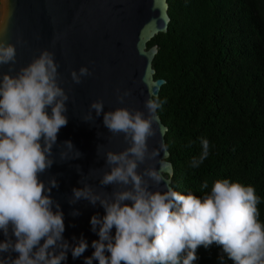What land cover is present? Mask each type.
<instances>
[{
  "label": "clouds",
  "instance_id": "clouds-1",
  "mask_svg": "<svg viewBox=\"0 0 264 264\" xmlns=\"http://www.w3.org/2000/svg\"><path fill=\"white\" fill-rule=\"evenodd\" d=\"M8 5L9 0H3L0 19V65H9V72L0 77V231L6 237L0 241V254L8 255H0V264H62L69 249L75 259L89 246L83 237L75 244L64 238L63 211L51 195L59 183L55 176L47 182L40 178L56 162L53 148L60 129L68 123L69 95L58 82L59 65L48 49L11 74L17 48L6 39L12 17ZM16 43L26 41L18 37ZM70 75L73 83L80 84L92 72L81 66ZM116 91L121 104L131 96V89ZM160 107L159 97L150 90L144 101L147 115L128 107L105 111L103 100L98 99L83 117L89 122L93 111L96 117L103 114L104 127L114 136L123 134L128 145L104 153L99 186L111 185L112 192L96 191L88 182L72 189L70 204L87 200L105 210L102 217H91L92 231L99 239L92 241L94 251L85 257V264L93 260L98 264H194L197 248L213 243L234 264H264V223L259 220L260 197L254 187L225 178L217 179L203 198L174 190L170 164L158 159L161 151L166 153V145L150 149L148 143L157 134ZM63 145L61 161L81 157L71 140ZM101 148L97 145L98 154ZM208 155L209 142L203 139L202 153L191 167H199ZM141 165H146L142 171ZM76 170L82 173L79 165ZM96 171L90 169L91 178ZM161 183L163 191L158 187ZM201 187L207 188V182ZM12 252L18 255L13 258Z\"/></svg>",
  "mask_w": 264,
  "mask_h": 264
},
{
  "label": "trees",
  "instance_id": "trees-1",
  "mask_svg": "<svg viewBox=\"0 0 264 264\" xmlns=\"http://www.w3.org/2000/svg\"><path fill=\"white\" fill-rule=\"evenodd\" d=\"M167 1L168 30L149 46L158 45L154 77L165 80L157 113L172 187L203 198L217 179L251 185L264 223V0ZM203 139L209 155L193 168ZM196 254L194 264H234L215 243Z\"/></svg>",
  "mask_w": 264,
  "mask_h": 264
},
{
  "label": "water",
  "instance_id": "water-1",
  "mask_svg": "<svg viewBox=\"0 0 264 264\" xmlns=\"http://www.w3.org/2000/svg\"><path fill=\"white\" fill-rule=\"evenodd\" d=\"M8 6L12 17L6 39L17 48L11 74L15 75L42 50L48 49L54 53L59 65L58 82L69 95L66 102L68 123L60 129L53 148L56 162L40 178L47 182L49 177L55 176L59 183L51 195L63 211L64 238L69 244H75L83 237L89 245L84 254L75 259L69 249L62 264H85V257L94 251L92 241L99 239L98 234L92 231L91 217H102L105 210L99 203L93 206L87 200L70 204L72 189L88 182L96 191L112 192L111 185L99 186V175L105 167L104 153L109 149L121 151L128 145L123 134L114 136L104 127L103 114L96 117L93 111L94 119L89 122L83 121V117L92 101L98 99L103 100L105 111L128 107L145 111L147 115L144 101L149 91L158 96L165 82L163 78L154 77L152 63L158 45L149 44L155 35L167 32L169 4L167 0H9ZM4 11L3 0H0V19ZM56 36L60 39L53 44ZM18 37L26 43L17 44ZM81 66H87L92 75L75 84L70 73L73 69L78 71ZM5 72H9V65H0V77ZM117 89L121 92L131 89V96L125 99L124 104L117 100ZM158 117L159 124L155 125L157 134L149 139V148H159L161 143L166 145V153L161 151L158 159L169 163L168 170L173 173V160L165 139L168 128ZM66 140H71L82 153L80 158L61 161L59 153L64 150L63 142ZM97 145H102L99 154ZM76 165L80 166L82 173L77 172ZM145 166L141 165L139 170ZM90 169L97 170L95 178L90 177ZM164 175L168 178L167 172ZM170 179L172 182V176ZM150 187L156 190L154 186ZM158 187L165 190L163 183ZM73 211H78L79 215L73 216ZM112 234H115V229ZM5 239L0 231V241ZM0 255L7 256L8 253ZM11 255L15 258L18 253L12 252ZM93 264H98V261L93 260Z\"/></svg>",
  "mask_w": 264,
  "mask_h": 264
}]
</instances>
